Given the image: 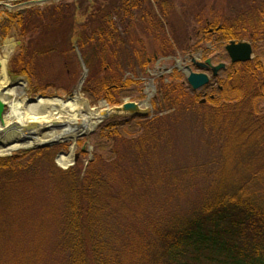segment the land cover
<instances>
[{
	"label": "trees",
	"instance_id": "1",
	"mask_svg": "<svg viewBox=\"0 0 264 264\" xmlns=\"http://www.w3.org/2000/svg\"><path fill=\"white\" fill-rule=\"evenodd\" d=\"M140 1L119 0L123 13L119 10L118 23L113 20V7L100 6L86 13L87 20L80 29L84 34L78 32L76 44L83 56L86 48L91 49L84 56L87 67L97 64L83 85L91 102L100 101L101 105L103 100L109 107L120 105L125 92L140 84L125 73H133L135 64L142 72L149 67L152 56L142 40L131 42L124 34L130 23L141 21L133 10L136 5L141 6ZM8 2L18 4L20 0H0V3ZM63 8L69 5L52 4L42 11L32 10L36 15L34 28L45 18L57 22L56 14ZM22 14L23 11L4 12L0 16V38L6 37L14 27L21 28ZM261 17L263 20H245L238 16L222 39L247 36L255 47L264 40V29L261 34L257 31H262L264 14ZM147 22L159 25L155 20ZM92 23L96 27L87 31ZM161 29L164 37V27ZM246 30V35L241 34ZM163 42L161 54L165 57L172 49L166 45L168 38ZM24 52L27 54L26 49ZM256 58L240 67L231 66L227 79L219 82L222 90H215L213 99H207L204 104L199 102L200 95L178 82L181 75L176 71L162 78L157 94L166 115L145 116L135 122L128 118L123 124H113L112 116L101 128L100 137L112 144L113 157L108 162L95 152L86 167L77 163L60 170L53 162L55 148L21 151L10 158H0V206L5 188L14 182H26L23 178H30L33 172L37 173L39 165H45L51 197L57 199L58 209L53 215H56L63 264H264V78L261 59ZM12 64L16 72L11 74L30 79V63L15 58ZM41 90L33 88L32 93ZM155 105L153 100L152 108ZM188 114L197 116L195 122L209 140L221 145H218L221 155L225 154L227 145L230 148L233 144L230 149L239 155L247 148L250 156L256 151L258 159L243 162L242 171L227 159H221L216 183L193 211L169 219L158 218L145 225L150 240L131 235L126 220L153 216L149 209L155 208L153 192L159 190L163 181L167 189L175 185L167 170L157 167L158 151L165 143L166 123ZM225 125L227 129L223 130ZM128 136L131 137L125 138ZM143 160L146 168L141 164ZM191 171L185 167V174ZM159 215L165 216L160 212ZM3 221L4 214L0 211V239L7 241L8 230L4 224L1 226Z\"/></svg>",
	"mask_w": 264,
	"mask_h": 264
},
{
	"label": "rangeland",
	"instance_id": "2",
	"mask_svg": "<svg viewBox=\"0 0 264 264\" xmlns=\"http://www.w3.org/2000/svg\"><path fill=\"white\" fill-rule=\"evenodd\" d=\"M145 1L144 8H147L146 11L150 12L151 19H156L159 25L149 24L146 25V28L135 23L130 32L127 31L129 26L124 34L129 36L131 42L137 39L142 40L149 56L156 54L157 59L150 64L147 71L140 70L138 73V67L135 64L134 75L129 71V73H125L126 77L136 78L141 82L135 84L128 93L125 92L122 101L143 102L149 98L150 106L149 108L141 107L139 113L133 115L135 117H126L130 115L122 113L113 116V124H123L128 121V118H132L135 122L145 116L167 114V110L161 105L160 97L156 93L159 81L162 78H168L175 66L176 59L190 58L186 49L195 40L196 30L204 26L206 22L212 23L218 20L231 23L238 16L251 20L256 18L263 20L261 16L264 14V0H153L155 2L152 4H150V0ZM24 2L27 0L18 4H13V2L5 4L14 7L9 10L14 12L19 10L17 5ZM140 3L143 2L140 1ZM59 4H68L69 8H63L60 13L56 14L58 15L57 22L53 18H45L40 26L36 24L37 28H34L36 15L32 10L42 11L47 6L28 8L23 11L21 16V28L14 27L6 37L0 38V59H3L5 55L8 57L5 70L10 84L23 83V93H18L17 100H34L38 96L65 99L71 97L84 74L74 47L79 50L76 44L77 34L80 29L84 28L82 22L87 20L86 13L93 12L100 6H108L109 9L113 7V14H115L114 8L120 6L119 0H63L54 5ZM27 10L32 13H27ZM4 12H7V9L1 7V17L4 16ZM88 26L87 31L93 30V26L96 27L93 23ZM162 27H164V37L161 32ZM263 29L264 24L262 31L257 30L258 33H263ZM22 33H25L23 37H21ZM80 33L84 34V30H81ZM241 34L243 33L241 32ZM167 38L169 43L167 42L166 45L170 46L172 52L164 57L161 54V48L164 44L163 40ZM206 46L213 49L212 44ZM256 46V55L260 57L264 65V40ZM22 47L24 50L26 49L27 54L22 50ZM90 50V48H86L85 57L88 56ZM212 54H215L213 55L214 62L224 58L220 52L212 51ZM84 56L81 54L83 63ZM15 58L22 59L24 63H30L29 80L24 76L11 74V71L16 72L12 64ZM85 68L86 76H88L90 72L96 70L97 64L93 63L91 68L87 66ZM191 70L196 72L194 68ZM225 75L226 73H221L219 78L225 77ZM177 79L184 88L189 87L182 76ZM33 88L42 90L32 93ZM83 90L82 88L78 94L81 101L86 103L91 110L99 112L112 110L109 107L106 109L104 106L101 107L100 101L91 102L92 100ZM149 94L150 97H148ZM152 100L156 103L154 108L151 107ZM79 106L84 107L83 104H79ZM262 110H264V105ZM111 114L115 113L111 112ZM111 117L104 119V122L88 135L77 139L72 162L68 167H61L57 158L61 153L69 152L71 143L61 142L45 147L56 149L53 159L55 166L60 170H66L77 163H82L83 167H86L95 152L101 154L106 162L110 161L113 157L110 150L112 144L107 138H101L100 135L101 128L111 120ZM197 120V116L188 114L166 123L165 143L158 151L157 167L166 169L168 176L175 180V185L167 189L163 181L159 190L153 192L155 200L153 207L155 208L149 207L153 211V216H148V218L145 216L141 219L129 217L130 219L126 220L128 221L126 227L129 225V229L132 230L129 231L131 235L136 234L144 240H150V234L144 230L145 225L158 221V218L169 219L178 214L193 211V208L200 204L202 198L210 193L216 183L215 174L219 169L218 162L221 159H227L234 164V168L238 167L241 171L243 162L258 159L257 152L255 151V154L250 156L247 148L243 149L239 155L230 149L233 144L230 148L227 145L225 154L221 155L218 148L219 143L209 140L207 133L200 128L201 125L195 122ZM130 125L133 126V123L131 122ZM225 129H227V125L224 126L223 130ZM135 135L136 133H133V136ZM131 136L125 138L129 139ZM241 141L244 142V140ZM21 151L24 150L13 152L11 156ZM77 154L78 157L75 159ZM141 164H143V168H146L145 160ZM44 167L45 165H39L37 173L33 172L30 178H23L26 182H14L10 187L5 188L6 194H4L0 211L4 214L1 226L4 224L8 230L5 233L8 240L0 239V264H63L64 255L60 249L56 215H53L58 209L57 199L51 197L49 178ZM185 167H189L192 170L191 173L185 174ZM159 212L165 216H160ZM22 256L24 258H21Z\"/></svg>",
	"mask_w": 264,
	"mask_h": 264
},
{
	"label": "bare ground",
	"instance_id": "3",
	"mask_svg": "<svg viewBox=\"0 0 264 264\" xmlns=\"http://www.w3.org/2000/svg\"><path fill=\"white\" fill-rule=\"evenodd\" d=\"M7 59V55L3 59H0V92L9 108L7 115L15 120L17 126L21 127V130L8 131L6 134L0 136V157L9 156L18 150L31 149L39 145L53 142H68L71 143L69 152L61 153L57 158V162L61 167H68L72 162L77 139L88 135L99 124H102L101 121L104 119L106 111L91 110L86 103L81 101L77 88L73 95L66 99L42 97L36 98V101L27 99L24 101L17 100L18 93H23V83L10 84L5 70ZM230 63V67H240L241 65L250 63V60L235 63H232L230 60ZM261 74L264 78V74L262 72ZM148 97H150V94ZM79 104H83L84 109ZM109 112L107 110V113ZM9 122L6 121L4 126H9L11 124ZM28 124L32 125L31 131L33 135L29 133L25 134L24 132L26 131L22 130V127L24 129ZM1 127L0 125V131ZM22 138H27L26 143L9 144L14 139Z\"/></svg>",
	"mask_w": 264,
	"mask_h": 264
},
{
	"label": "flooded vegetation",
	"instance_id": "4",
	"mask_svg": "<svg viewBox=\"0 0 264 264\" xmlns=\"http://www.w3.org/2000/svg\"><path fill=\"white\" fill-rule=\"evenodd\" d=\"M142 2L143 3L141 4L140 7L136 5L135 8L133 9L134 15L138 19H141V21L136 20L135 22L130 23V28L127 30L128 32H130V29L135 23H139L147 28L146 25H149L147 21L152 20L150 12H147L146 11L147 8H144V4H146V1L142 0ZM119 10H120V14H122L123 10L120 9L119 6L114 8L115 14H113V18L115 17L114 21L116 23H118L117 16H118ZM243 18L245 20L248 19L246 17H243ZM156 21L157 20L155 19V22ZM154 25H156V23H154ZM229 25H230V22H226V21L216 20L212 23L206 22L204 26L200 27L201 28L200 31H199L200 28L196 30L195 40L186 49L187 51L186 53L190 55L189 56L190 58L188 59V57H184V58H180V60H177V59L175 60V66L172 69V72L176 71L185 80H186V72L188 71V69L192 71L191 70L192 68L196 70V72L194 71L195 73H203L208 77L209 79L208 84L205 87L196 91V94L200 95L199 102H201L202 104H204L207 101V99L209 100L213 99L215 90L217 92L222 90V87L219 82L220 80L223 81L227 79V76L230 73L229 68H230L231 63H230V59L226 53L225 48L231 41L235 42V44L245 43V44L250 45V48H251L250 62L251 61L254 62L257 59L256 58L258 56L256 55L257 46L254 47L252 41L248 40L247 36L246 38L237 39V40H225V39L223 40L222 39V36H224V34H229V30H228ZM118 28L121 29L119 26ZM246 32L247 30L242 33L246 35ZM210 44H212L213 49H210L208 48V46H206ZM212 51L216 53H219V52L222 53L224 58H221V60L214 62L215 57L213 55L215 54H212ZM253 53H255V55H253ZM156 59H157V55L156 54L152 55V60L149 61V66ZM260 62L263 67L261 72L264 74V65L262 61ZM219 65H223L224 68L219 69L216 72V75H214L212 69ZM139 71H140V68L138 67V73H140ZM221 73H226L225 77L219 78V75Z\"/></svg>",
	"mask_w": 264,
	"mask_h": 264
},
{
	"label": "water",
	"instance_id": "5",
	"mask_svg": "<svg viewBox=\"0 0 264 264\" xmlns=\"http://www.w3.org/2000/svg\"><path fill=\"white\" fill-rule=\"evenodd\" d=\"M57 1H59V0H35V1H28V2H24V3L20 4L19 8L30 7V6H34V5H44L46 3L57 2ZM0 5L4 6L7 9L11 8L7 4H0ZM75 50L77 52L78 59L81 62V65H82L83 70H84V74L81 77V79L79 80L78 85H77V89L79 91L80 88L82 87L83 83H84L85 78H86V68H85V65H84V63L82 61L80 53L78 52V50L76 48H75ZM225 50H226V53H227V55H228V57H229V59L231 60L232 63H235V62H246V61L251 59L250 58L251 48H250V45H248V44H245V43L235 44L234 42H230L226 46ZM222 67H223V65H219V66L213 68L212 69L213 74L216 75V72L219 69H221ZM0 68H1V63H0ZM186 80H187L188 85L191 87V89L193 91L199 90L200 88L204 87L209 81L208 77L205 74L193 73L189 69L186 72ZM37 98H42V96H38ZM143 103L146 106H148V104H149L148 103V99L145 102H143ZM103 105H106V103L103 102ZM140 105H141V103L140 104L125 103L121 107L114 108L113 110L116 113H130V114H134V113H138ZM8 109L9 108H8L7 104L3 101L2 94L0 92V125L2 126V130L0 131V133H1L0 136L6 134L8 131H13L15 129L16 130H21V127L17 126V123L15 122V120H13L11 117L7 116L6 111ZM108 115H109V113L106 112V115L104 116V119H106V117ZM7 118L11 119V121L9 122L11 124L9 126L5 127L4 126L5 125V119H7ZM104 119H102V121ZM31 129H32V125L31 124H28V126L26 128H24V129L22 127V130L26 131V132H24L25 134L29 133V134L33 135ZM82 137H84V136H82ZM26 141H27V138L14 139L9 144L10 145L23 144V143H26ZM53 144H55V142L49 143V144H44V145H39V146H36V148L40 149V148L48 147V146L53 145ZM77 157L78 156L76 155L75 159Z\"/></svg>",
	"mask_w": 264,
	"mask_h": 264
}]
</instances>
